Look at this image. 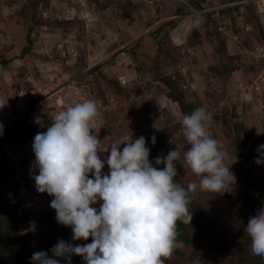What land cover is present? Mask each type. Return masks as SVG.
I'll return each instance as SVG.
<instances>
[{
  "label": "rangeland",
  "instance_id": "374dc122",
  "mask_svg": "<svg viewBox=\"0 0 264 264\" xmlns=\"http://www.w3.org/2000/svg\"><path fill=\"white\" fill-rule=\"evenodd\" d=\"M193 2L202 7L190 0H0V264H32L33 253L51 256L61 239L92 242L71 240L50 207L53 197L38 193L31 178L37 132L85 99L97 103L93 134L105 149L144 136L154 162L177 147L175 180L185 188L199 178L184 166V108L206 107L208 132L237 181L222 195L191 193L193 219L177 222L178 247L164 264H264L244 231L264 208V164L255 162L264 96L244 90L260 69L264 22L248 0Z\"/></svg>",
  "mask_w": 264,
  "mask_h": 264
},
{
  "label": "clouds",
  "instance_id": "9594fccd",
  "mask_svg": "<svg viewBox=\"0 0 264 264\" xmlns=\"http://www.w3.org/2000/svg\"><path fill=\"white\" fill-rule=\"evenodd\" d=\"M98 115L96 101L85 99L58 111L47 130L33 139L31 178L36 191L53 197L50 207L57 222L71 228L73 242L89 238L92 242L61 239L50 249L51 256L45 251L33 253L32 264H60V259L72 264L74 255L85 264H164L163 258L178 247L177 222L189 224L193 219L191 193L222 195L237 181L225 163L227 153L220 141L208 132L212 117L204 106L181 121L190 145L183 154L184 166L199 178V183L190 182L186 188L175 180L181 159L177 147L154 162L144 136L114 140L105 149L97 132L93 134ZM257 134L264 133L258 129ZM151 140L155 145V135ZM257 151L255 162L264 164V144ZM105 152L110 155L101 159ZM244 231L251 239L252 254L264 257V208L249 217Z\"/></svg>",
  "mask_w": 264,
  "mask_h": 264
},
{
  "label": "built area",
  "instance_id": "2783aa9c",
  "mask_svg": "<svg viewBox=\"0 0 264 264\" xmlns=\"http://www.w3.org/2000/svg\"><path fill=\"white\" fill-rule=\"evenodd\" d=\"M249 2L254 3V7L256 8L258 15H264V0H248ZM208 11H203V13H207ZM196 12V11H194ZM264 20V18H263ZM256 58L255 63L260 65V69L257 71L255 79L251 81L246 86L245 91H248L249 93L252 91H256L261 94V96H264V43L262 45H259L256 48Z\"/></svg>",
  "mask_w": 264,
  "mask_h": 264
},
{
  "label": "trees",
  "instance_id": "16d2710c",
  "mask_svg": "<svg viewBox=\"0 0 264 264\" xmlns=\"http://www.w3.org/2000/svg\"><path fill=\"white\" fill-rule=\"evenodd\" d=\"M190 3H191V4H195V6H197L198 9H200V8L202 7L201 4H199V3H195V2H193V0H190ZM261 18H264V15H259V19H261ZM259 23H260L261 26H262V21H260ZM249 83H251V81H250ZM249 83H248V84H249ZM187 111H188V110H185V108H184V113H185V115L188 114Z\"/></svg>",
  "mask_w": 264,
  "mask_h": 264
}]
</instances>
